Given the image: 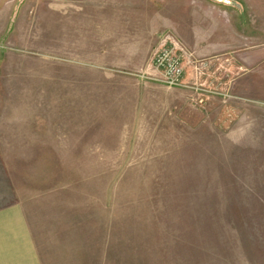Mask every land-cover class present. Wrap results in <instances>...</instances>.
I'll list each match as a JSON object with an SVG mask.
<instances>
[{"label":"rangeland","instance_id":"obj_1","mask_svg":"<svg viewBox=\"0 0 264 264\" xmlns=\"http://www.w3.org/2000/svg\"><path fill=\"white\" fill-rule=\"evenodd\" d=\"M17 202L48 264H264V0H0Z\"/></svg>","mask_w":264,"mask_h":264},{"label":"crops","instance_id":"obj_2","mask_svg":"<svg viewBox=\"0 0 264 264\" xmlns=\"http://www.w3.org/2000/svg\"><path fill=\"white\" fill-rule=\"evenodd\" d=\"M51 228L35 221L20 202L1 206L0 264H48L46 251L50 254L52 251L47 244L54 241L51 238L56 232Z\"/></svg>","mask_w":264,"mask_h":264},{"label":"built area","instance_id":"obj_3","mask_svg":"<svg viewBox=\"0 0 264 264\" xmlns=\"http://www.w3.org/2000/svg\"><path fill=\"white\" fill-rule=\"evenodd\" d=\"M162 53H164V50ZM179 64L180 63L177 59H172L169 63L170 68L168 69L167 74L171 80V84L176 83L177 78H179V76L181 75Z\"/></svg>","mask_w":264,"mask_h":264}]
</instances>
